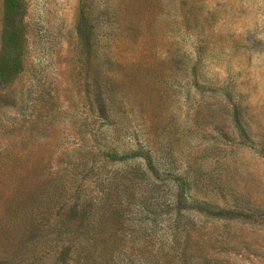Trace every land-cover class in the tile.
<instances>
[{"label":"rangeland","instance_id":"rangeland-1","mask_svg":"<svg viewBox=\"0 0 264 264\" xmlns=\"http://www.w3.org/2000/svg\"><path fill=\"white\" fill-rule=\"evenodd\" d=\"M0 264H264V0H0Z\"/></svg>","mask_w":264,"mask_h":264}]
</instances>
